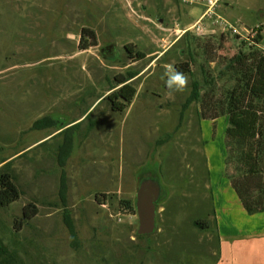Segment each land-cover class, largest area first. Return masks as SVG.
<instances>
[{
  "label": "rangeland",
  "instance_id": "obj_1",
  "mask_svg": "<svg viewBox=\"0 0 264 264\" xmlns=\"http://www.w3.org/2000/svg\"><path fill=\"white\" fill-rule=\"evenodd\" d=\"M227 1L232 8L222 19L255 29L256 35V26L264 29V0ZM195 10L177 0H0V161L12 157L8 161L21 192L0 209L5 248L0 264L216 261L209 170L230 182L240 165L234 151L222 163L226 117L211 123L198 116L199 103L185 107L189 74L183 93L169 95L161 79L166 65L186 60L184 34L174 30L194 23ZM85 28L95 32L97 45L81 50ZM187 32L200 38L201 47L208 41L209 36ZM224 34L211 51L218 61L239 48L238 40ZM128 44L145 58L129 59ZM259 45L264 48V40ZM192 47L198 79L202 58ZM129 70L138 72L132 79L135 96L125 110L113 111L102 98L113 77ZM225 83L224 77L217 80L214 98H221ZM84 112L75 128L60 129ZM44 116L55 126L31 130ZM43 135L50 137L38 145ZM139 178L157 180L163 197L156 204V231L143 237L136 233V214L119 206L120 200H135ZM29 202L38 214L16 231L14 219ZM198 220L200 225H193Z\"/></svg>",
  "mask_w": 264,
  "mask_h": 264
},
{
  "label": "trees",
  "instance_id": "obj_2",
  "mask_svg": "<svg viewBox=\"0 0 264 264\" xmlns=\"http://www.w3.org/2000/svg\"><path fill=\"white\" fill-rule=\"evenodd\" d=\"M81 35L85 38L79 43L78 47L81 50L97 45L96 34L93 30L85 28ZM213 35H204L209 37L206 44L201 47L198 44L199 37L188 32L184 33L187 57L186 60L174 64V67L191 77V90L185 107L192 102L199 103L198 116L209 121H215L221 116L226 117L224 164H227L229 153L233 151L237 155L238 164H240L236 170L237 174L229 175L230 184L248 214L264 212V48L259 45L261 36L258 33L252 43H247L239 36L230 34L239 41V48L229 58L218 61V58L211 56V51L215 45L220 46L225 34L220 32L218 37ZM209 44L211 46L208 48ZM193 45L200 49L199 53L201 54L197 57L200 60L202 58L199 63L198 79L193 78L192 65L196 61ZM124 49L127 57L132 61L142 60L146 56L141 51H135L131 44L126 45ZM212 62L217 64L215 70L209 69V64ZM137 74V71L129 70L125 74L113 77V82L108 87L110 93L102 98L108 101L111 110L123 111L129 106L136 93L132 79ZM223 77L226 78V87L221 98H214L217 91L216 82ZM206 111H213V114L208 113L207 115ZM52 126H55L53 120L49 117H42L33 122L31 129L40 130ZM63 127L61 126L60 129ZM75 127L73 125L65 130ZM233 144L234 150L232 149ZM1 162L3 164L0 166V209L6 208L18 200L21 194L10 168L11 161L4 159ZM141 180L139 178L138 184ZM100 197L104 198L103 201L106 200L104 194H100ZM162 198V196L159 197L158 202ZM96 199L98 200V196ZM158 202L155 203V207ZM119 206L135 214L134 200H120ZM37 214V206L32 202L27 203L22 207L21 216L14 219V229L20 230ZM66 220L69 233L75 240V232L68 216H66ZM193 225L199 226L200 221H194ZM156 228L155 226L154 232ZM138 237L143 236L138 235ZM4 249L0 243V254H4Z\"/></svg>",
  "mask_w": 264,
  "mask_h": 264
},
{
  "label": "crops",
  "instance_id": "obj_3",
  "mask_svg": "<svg viewBox=\"0 0 264 264\" xmlns=\"http://www.w3.org/2000/svg\"><path fill=\"white\" fill-rule=\"evenodd\" d=\"M219 3L221 4V2ZM219 3L215 9L216 14L219 16L222 13L226 14L225 10L227 8H232L231 1L224 0L222 3L223 10L220 9ZM191 6L196 9L193 14L195 18L198 19L203 11L202 6ZM197 19H195V21ZM210 21L211 20L209 19L206 20L205 24L209 28V31L214 33L216 30H212ZM190 25H192V23H189L187 27ZM256 27L259 29L258 33L261 36V40H264V29H262L261 25ZM86 112L71 123L63 125V128L65 129L77 124V121H79ZM210 122L214 123L213 121ZM49 128H43L40 130H48ZM225 128L226 126L222 128L223 140ZM210 135H212V133ZM49 137L50 135H43L42 137L37 138L38 145L45 143L47 140H43L48 139ZM217 137H219V134L216 133V138ZM202 138H205L203 134ZM10 158L12 157L5 160L8 161ZM224 158L225 151L222 154V163ZM210 162L211 161L209 160V165L211 164ZM2 164L3 163L0 161V166ZM221 170L223 172V164ZM209 173V181L211 183L209 189L213 193L212 196L215 204V233L218 241V256L213 264H264V212L248 214L243 208L230 182L226 180L224 176L213 174L211 167Z\"/></svg>",
  "mask_w": 264,
  "mask_h": 264
},
{
  "label": "built area",
  "instance_id": "obj_4",
  "mask_svg": "<svg viewBox=\"0 0 264 264\" xmlns=\"http://www.w3.org/2000/svg\"><path fill=\"white\" fill-rule=\"evenodd\" d=\"M180 4L191 6L200 5L203 8L201 16L189 27L185 29L174 30L175 34L181 36L187 31H192L199 36L209 35L213 32L204 23L205 19H209L212 30H219L221 32H228L230 34L239 36L247 43H252V39L256 36L255 29L238 28L234 24L226 22L222 17L216 14L215 9L220 0H177ZM254 30V31H253Z\"/></svg>",
  "mask_w": 264,
  "mask_h": 264
},
{
  "label": "water",
  "instance_id": "obj_5",
  "mask_svg": "<svg viewBox=\"0 0 264 264\" xmlns=\"http://www.w3.org/2000/svg\"><path fill=\"white\" fill-rule=\"evenodd\" d=\"M161 193V186L155 179L147 178L138 184L135 195V214L137 217V235L146 236L154 232L156 222L155 203Z\"/></svg>",
  "mask_w": 264,
  "mask_h": 264
},
{
  "label": "clouds",
  "instance_id": "obj_6",
  "mask_svg": "<svg viewBox=\"0 0 264 264\" xmlns=\"http://www.w3.org/2000/svg\"><path fill=\"white\" fill-rule=\"evenodd\" d=\"M165 68L166 70L161 79L164 80L169 95L183 93L188 88V77L172 65H166Z\"/></svg>",
  "mask_w": 264,
  "mask_h": 264
},
{
  "label": "flooded vegetation",
  "instance_id": "obj_7",
  "mask_svg": "<svg viewBox=\"0 0 264 264\" xmlns=\"http://www.w3.org/2000/svg\"><path fill=\"white\" fill-rule=\"evenodd\" d=\"M162 196V189H161V193H160V197ZM158 202V201H157Z\"/></svg>",
  "mask_w": 264,
  "mask_h": 264
}]
</instances>
